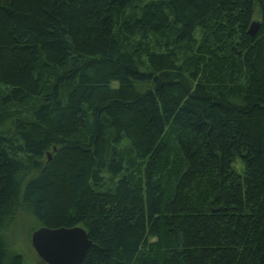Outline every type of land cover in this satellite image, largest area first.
I'll return each instance as SVG.
<instances>
[{
	"label": "trees",
	"instance_id": "trees-1",
	"mask_svg": "<svg viewBox=\"0 0 264 264\" xmlns=\"http://www.w3.org/2000/svg\"><path fill=\"white\" fill-rule=\"evenodd\" d=\"M19 203L82 227L81 264H264V0H0Z\"/></svg>",
	"mask_w": 264,
	"mask_h": 264
},
{
	"label": "water",
	"instance_id": "water-1",
	"mask_svg": "<svg viewBox=\"0 0 264 264\" xmlns=\"http://www.w3.org/2000/svg\"><path fill=\"white\" fill-rule=\"evenodd\" d=\"M257 22H251L247 33L252 36ZM49 158L48 153H46ZM30 246L44 264H81L90 245L85 230L77 225L49 228L38 226L30 233Z\"/></svg>",
	"mask_w": 264,
	"mask_h": 264
},
{
	"label": "rangeland",
	"instance_id": "rangeland-1",
	"mask_svg": "<svg viewBox=\"0 0 264 264\" xmlns=\"http://www.w3.org/2000/svg\"><path fill=\"white\" fill-rule=\"evenodd\" d=\"M43 159V158H42ZM40 159L39 162L42 161ZM36 160V163H38ZM232 166L241 172L242 163L239 158L234 159ZM38 227L26 206L18 204L0 222V237L8 252L19 253L23 264H43L30 246V233Z\"/></svg>",
	"mask_w": 264,
	"mask_h": 264
}]
</instances>
